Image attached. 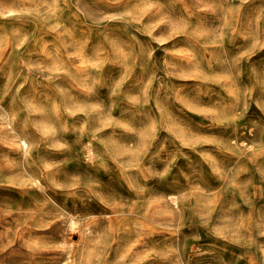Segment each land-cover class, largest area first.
<instances>
[{"label": "rangeland", "instance_id": "374dc122", "mask_svg": "<svg viewBox=\"0 0 264 264\" xmlns=\"http://www.w3.org/2000/svg\"><path fill=\"white\" fill-rule=\"evenodd\" d=\"M0 264H264V0H0Z\"/></svg>", "mask_w": 264, "mask_h": 264}]
</instances>
